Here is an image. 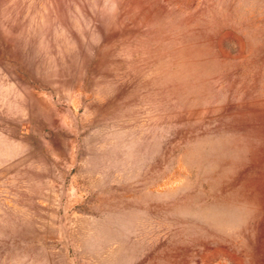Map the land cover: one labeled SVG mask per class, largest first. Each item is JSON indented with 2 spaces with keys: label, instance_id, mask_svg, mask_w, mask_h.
<instances>
[{
  "label": "rangeland",
  "instance_id": "1",
  "mask_svg": "<svg viewBox=\"0 0 264 264\" xmlns=\"http://www.w3.org/2000/svg\"><path fill=\"white\" fill-rule=\"evenodd\" d=\"M0 264H264V0H0Z\"/></svg>",
  "mask_w": 264,
  "mask_h": 264
}]
</instances>
